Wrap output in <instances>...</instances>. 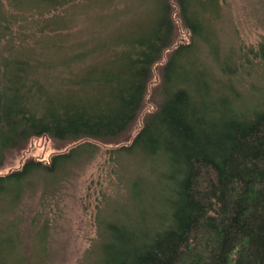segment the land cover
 Segmentation results:
<instances>
[{
  "label": "trees",
  "instance_id": "1",
  "mask_svg": "<svg viewBox=\"0 0 264 264\" xmlns=\"http://www.w3.org/2000/svg\"><path fill=\"white\" fill-rule=\"evenodd\" d=\"M5 9L0 0V170L37 137L72 147L0 173V264H28L30 239L42 238L47 250L54 225L43 218L46 198L97 153L96 141H127L148 100L156 108L114 152L149 158L152 174L132 182L136 203L127 220H100L103 241L92 264H264V96L257 107L237 103L235 53L219 56L210 25L224 0H158L143 28L99 43L76 40L74 52L59 34L54 60L2 44ZM176 9L190 40L173 49L159 98L150 99L153 69L177 36ZM250 52L264 59V39Z\"/></svg>",
  "mask_w": 264,
  "mask_h": 264
},
{
  "label": "rangeland",
  "instance_id": "2",
  "mask_svg": "<svg viewBox=\"0 0 264 264\" xmlns=\"http://www.w3.org/2000/svg\"><path fill=\"white\" fill-rule=\"evenodd\" d=\"M106 1L69 0L56 8L52 5L40 8L35 6L33 0H3L5 12L10 17L5 21L7 28L2 44L11 43L13 49L21 47L26 51L24 53L36 54L44 59L53 57L54 60L59 54L55 56L57 52L53 53L50 47L59 44V34H66L72 40L67 50L74 52L78 46L76 40L99 43L120 33L129 34L143 28L151 16L157 13L158 0ZM112 8L118 13L110 19L107 13ZM177 13L176 9L177 36L153 69L147 95L150 99L159 98L156 88L160 84L163 65L173 49L190 40V33ZM210 22L216 41L219 42V56L225 57L233 51L235 55H232V61L238 62L234 87L237 86L242 92V97L237 103L242 108L259 106L264 96V59L250 51L254 49L256 52L264 39V0H224L223 15L210 19ZM9 52L10 49L6 53ZM212 59L211 56L208 58L209 64L214 63ZM60 68H57L58 71L64 66ZM155 108L156 105L148 100L142 116ZM141 117L135 122L127 141L120 144L96 141L95 144L99 146L97 153L85 158L87 160L82 169L58 193L46 198L43 205L46 216L43 218H50L51 225H54L51 231L53 235L48 241L47 250L42 248V238H37V243H33V239L29 240L33 248L28 264H92L98 259L103 241L100 220H127L136 203L132 182L152 174L149 170H153V162L149 158L125 151L114 152L132 141L137 128L141 126ZM71 147L72 144L53 141L46 136L34 138L26 150L10 153L0 173L20 167L28 157L50 158L52 154ZM159 168L163 169L161 164ZM114 208L118 212H113ZM25 263L26 258L23 261Z\"/></svg>",
  "mask_w": 264,
  "mask_h": 264
}]
</instances>
